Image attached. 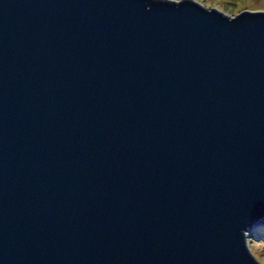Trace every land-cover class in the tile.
Wrapping results in <instances>:
<instances>
[{"label":"water","instance_id":"water-1","mask_svg":"<svg viewBox=\"0 0 264 264\" xmlns=\"http://www.w3.org/2000/svg\"><path fill=\"white\" fill-rule=\"evenodd\" d=\"M264 10L0 0V264H264Z\"/></svg>","mask_w":264,"mask_h":264},{"label":"rangeland","instance_id":"rangeland-1","mask_svg":"<svg viewBox=\"0 0 264 264\" xmlns=\"http://www.w3.org/2000/svg\"><path fill=\"white\" fill-rule=\"evenodd\" d=\"M201 2H208L222 6L233 12L240 14L245 8L264 10V0H196ZM254 231L249 233L251 241L255 249L257 258L264 263V237L252 236Z\"/></svg>","mask_w":264,"mask_h":264},{"label":"trees","instance_id":"trees-1","mask_svg":"<svg viewBox=\"0 0 264 264\" xmlns=\"http://www.w3.org/2000/svg\"><path fill=\"white\" fill-rule=\"evenodd\" d=\"M252 236H257V237H264V227L260 226L254 231V234Z\"/></svg>","mask_w":264,"mask_h":264},{"label":"bare ground","instance_id":"bare-ground-1","mask_svg":"<svg viewBox=\"0 0 264 264\" xmlns=\"http://www.w3.org/2000/svg\"><path fill=\"white\" fill-rule=\"evenodd\" d=\"M251 237V236H250Z\"/></svg>","mask_w":264,"mask_h":264}]
</instances>
